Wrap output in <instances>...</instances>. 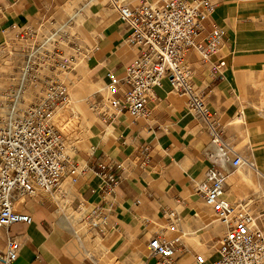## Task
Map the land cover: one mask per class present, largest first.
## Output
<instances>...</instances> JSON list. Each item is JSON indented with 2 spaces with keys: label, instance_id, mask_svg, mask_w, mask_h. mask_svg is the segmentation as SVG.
<instances>
[{
  "label": "crops",
  "instance_id": "1",
  "mask_svg": "<svg viewBox=\"0 0 264 264\" xmlns=\"http://www.w3.org/2000/svg\"><path fill=\"white\" fill-rule=\"evenodd\" d=\"M124 1L134 6L138 0ZM209 2L216 7L201 24L196 42L212 27L222 29L223 46L218 57L225 67L222 77L213 78L212 64L202 62L197 52L190 50L187 60L195 69L194 83L218 119L222 140L246 164L262 167L264 0ZM67 3L68 0H0V48L9 42L17 46L26 30L48 22L63 23L68 18L63 14ZM119 24L124 51L121 58L113 54L104 77L108 71L118 78L124 76L128 49L126 32L120 21ZM101 49L106 53L115 46L98 45V53ZM187 104L186 96L173 93L168 82L163 81L147 104L149 119H133L124 113L107 126V121L98 117L101 140L91 147V154L82 159L81 165L121 163L123 172L117 186L104 197L97 176L77 177L75 181L65 176L53 192L23 201L22 212L32 221L0 228V252L11 236L18 235L23 245L14 264H157L156 258L146 252V245L155 230L166 226L168 210H174L180 221L175 232L165 231L164 237L169 241L179 239L185 247L174 264H193V255L199 254L197 247L215 242L218 245L224 228L215 224L214 214L194 192V183L210 166L211 145L203 121L188 112ZM108 127L113 128V135L108 134ZM230 170L227 168V178ZM110 203L113 208L108 211V231L103 235L89 231V239L80 234V204L81 209L89 210L97 205L107 208ZM215 257L216 251L212 261Z\"/></svg>",
  "mask_w": 264,
  "mask_h": 264
},
{
  "label": "built area",
  "instance_id": "2",
  "mask_svg": "<svg viewBox=\"0 0 264 264\" xmlns=\"http://www.w3.org/2000/svg\"><path fill=\"white\" fill-rule=\"evenodd\" d=\"M107 2L124 27L128 54L122 78L106 72L108 98L92 106L94 112L109 123L124 113L133 119H149L147 104L163 81L173 93L186 96L188 112L203 121L211 145L210 166L194 183V192L224 228L211 264H264V234L256 226L251 203H231L225 196L227 168L237 169L246 162L222 140L218 119L195 86V69L187 60L188 52L195 50L202 62L212 64L211 77H222L225 62L218 54L224 31L214 26L196 42L201 24L216 5L209 0H138L134 6L124 0ZM30 33L36 38L35 32ZM25 36L24 31L17 46L9 42L0 48V65L8 60L16 71L8 75L6 85L0 86V228L30 224L31 217L21 209L23 201L53 192L65 176L73 181L97 176L105 197L117 186L123 172L118 162L81 165L70 157L63 126L60 129L55 118L57 110L69 103L68 89L57 72L69 70L74 59L64 57L57 49L59 62H51L52 53L38 40L27 44ZM28 96L31 102H27ZM81 205L77 210L79 224L99 235L107 232L108 211L113 204L89 210L81 209ZM165 219L166 226L154 231L146 247L157 264H174L185 247L179 239L166 240L164 232H175L180 220L174 210H168ZM22 245V236H11L0 252V264H14ZM192 259L193 264H206L200 254Z\"/></svg>",
  "mask_w": 264,
  "mask_h": 264
},
{
  "label": "rangeland",
  "instance_id": "3",
  "mask_svg": "<svg viewBox=\"0 0 264 264\" xmlns=\"http://www.w3.org/2000/svg\"><path fill=\"white\" fill-rule=\"evenodd\" d=\"M64 13L68 18L63 23L48 22L37 29L26 30L25 39L27 44L33 40L42 43V47L53 55L51 62H59L61 56L56 53L57 49L64 57L72 56L74 59L69 70L57 72L58 79L68 89L69 103L58 109L55 121L60 129L63 126L62 134L68 154L81 164L82 159L91 154V147L98 139L101 140V122L92 106L107 98V80L104 73L109 70L107 66L113 54L120 58L122 56V28L117 16L110 10L107 0H68L63 8ZM30 32H35L36 38L35 35L32 38L33 34ZM106 43L114 44L116 50H108L105 53L101 49L102 52L98 53V45L103 46ZM12 73H16L13 64L8 60L2 61L0 86L6 85L8 75ZM44 74L42 72V75ZM26 100L31 102L32 97L28 96ZM106 125L110 126L109 122ZM106 125L102 124L103 127ZM108 134L113 135V128L108 127ZM226 183V198L231 203L250 202L256 226L264 234V166L243 164L229 171ZM213 220L215 224H219L215 215ZM78 230L89 239V231L85 226L80 224ZM217 246L215 242L196 249L206 258V264H210Z\"/></svg>",
  "mask_w": 264,
  "mask_h": 264
},
{
  "label": "bare ground",
  "instance_id": "4",
  "mask_svg": "<svg viewBox=\"0 0 264 264\" xmlns=\"http://www.w3.org/2000/svg\"><path fill=\"white\" fill-rule=\"evenodd\" d=\"M108 98V95L106 96ZM107 98H105V100H107ZM62 108V107H61ZM58 111V110H57ZM127 114V113H125ZM61 115V114H60ZM129 115V114H128ZM57 116V115H56ZM130 116V115H129ZM131 117V116H130ZM58 118V117H57ZM56 119V118H55ZM59 119V118H58ZM58 122V121H57ZM226 194V193H225Z\"/></svg>",
  "mask_w": 264,
  "mask_h": 264
}]
</instances>
